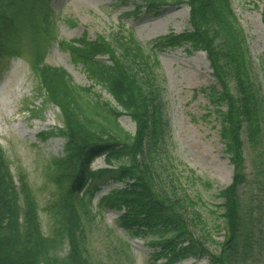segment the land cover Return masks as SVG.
<instances>
[{"label":"trees","instance_id":"1","mask_svg":"<svg viewBox=\"0 0 264 264\" xmlns=\"http://www.w3.org/2000/svg\"><path fill=\"white\" fill-rule=\"evenodd\" d=\"M126 1L120 0L121 4ZM140 1L142 5L133 3L134 13L141 8L156 12L173 3L189 7L190 29L154 42L188 43L191 49L204 51L218 85L211 87L208 99L217 108L224 106L215 111L221 123L220 138L233 166L230 183L219 191L220 228L224 231L219 251H208L212 239L193 209L192 199L171 194L158 183L150 157L164 126L157 112V91L152 87L157 62L133 34L121 29L112 39L57 40L45 0H0V72L10 59L22 54L25 39L38 52L42 44L57 40L84 67L92 84L114 101V105L102 101L91 91L93 86L75 84L64 69L44 65L41 55H34L32 68L41 70L38 89L59 108L62 117L61 127L41 135L63 137V155L51 157L45 164L44 176L55 191L45 206L50 220L45 234L25 174L18 172L17 185L0 147V264H90L85 222L95 218L92 200L106 179L123 186L108 190L98 206L120 212V223L131 237L148 239L153 264H172L204 254L215 264H234L241 244L248 243L241 242L245 232L238 194L245 181L242 134L246 133L248 141L258 138L264 101L251 75L245 34L229 0ZM105 55L109 63L100 59ZM122 114L134 122L133 133L119 123ZM99 156L106 166L92 169V161ZM195 227L198 236L193 233Z\"/></svg>","mask_w":264,"mask_h":264},{"label":"rangeland","instance_id":"2","mask_svg":"<svg viewBox=\"0 0 264 264\" xmlns=\"http://www.w3.org/2000/svg\"><path fill=\"white\" fill-rule=\"evenodd\" d=\"M45 1L50 7L46 12L57 40L85 38L91 41L97 36L112 39L124 29L132 33L150 58L157 62L153 67L152 87L157 91V112L164 126L150 153L151 164L162 188L192 199L193 209L200 214L212 239L207 243V249L217 253L218 242L224 236L220 228L222 199L219 191L230 183L233 174V166L220 138V118L215 111L224 106L217 108L208 99L211 87L218 88V85L204 51L193 50L188 43L156 45L154 42L165 35L190 29L189 7L175 3L156 12L141 8L140 12L134 13V0H127L125 4L120 0ZM229 1L245 34L251 75L264 101L263 1ZM57 40L50 41L48 46L42 44L38 52L25 39L22 54L10 59L0 72V147L9 160L10 172L17 185L18 172L25 174L36 198L45 234L50 225L45 206L55 192L53 184L44 176L45 164L51 157L63 155L65 140L58 136L42 138V133L62 126V117L59 108L47 101L38 89L39 80L31 63L34 55L40 54L44 65L64 69L75 84L93 86L91 91L99 99L114 105L112 97L99 85L92 84L84 67L74 62ZM100 59L110 62L106 55ZM19 121L27 125L29 131L37 125L36 133L20 136L12 129L13 123ZM118 121L127 131L134 132L135 124L129 116L122 114ZM242 139L245 181L239 185L238 194L244 226L242 233L245 232L241 242L247 241L248 245L241 244V254L234 264H264V119L258 138L248 141L243 132ZM105 166L103 156L91 163L92 169ZM100 184L92 200L95 218L85 222L90 264H153L148 239L131 237L120 223V212L98 206L102 195L123 184L111 179ZM193 233L198 236L200 231L195 227ZM65 250L66 246L61 254ZM172 264L215 263L204 254L188 256Z\"/></svg>","mask_w":264,"mask_h":264},{"label":"bare ground","instance_id":"3","mask_svg":"<svg viewBox=\"0 0 264 264\" xmlns=\"http://www.w3.org/2000/svg\"><path fill=\"white\" fill-rule=\"evenodd\" d=\"M27 125L21 123L20 121L19 122H15L13 123L12 125V129L14 131H16L18 134H20V136H25L27 135L28 133H36L37 131V125H34L33 128L31 129V131L27 130Z\"/></svg>","mask_w":264,"mask_h":264}]
</instances>
